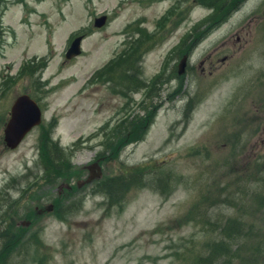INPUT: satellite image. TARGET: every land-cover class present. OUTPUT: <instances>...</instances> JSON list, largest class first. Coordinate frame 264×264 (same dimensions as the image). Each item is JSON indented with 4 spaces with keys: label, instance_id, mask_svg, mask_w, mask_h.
<instances>
[{
    "label": "rangeland",
    "instance_id": "rangeland-1",
    "mask_svg": "<svg viewBox=\"0 0 264 264\" xmlns=\"http://www.w3.org/2000/svg\"><path fill=\"white\" fill-rule=\"evenodd\" d=\"M263 199L264 0H0V264H264Z\"/></svg>",
    "mask_w": 264,
    "mask_h": 264
},
{
    "label": "water",
    "instance_id": "water-1",
    "mask_svg": "<svg viewBox=\"0 0 264 264\" xmlns=\"http://www.w3.org/2000/svg\"><path fill=\"white\" fill-rule=\"evenodd\" d=\"M105 23V17L95 21L96 27H101ZM81 38H77L66 54L67 59L77 56L80 53ZM185 58L179 65L178 74L183 73ZM40 123V110L36 104L26 95L20 96L11 108L10 119L4 129V141L7 147L16 148L25 135Z\"/></svg>",
    "mask_w": 264,
    "mask_h": 264
},
{
    "label": "trees",
    "instance_id": "trees-1",
    "mask_svg": "<svg viewBox=\"0 0 264 264\" xmlns=\"http://www.w3.org/2000/svg\"><path fill=\"white\" fill-rule=\"evenodd\" d=\"M207 6L208 7H210L211 5H209V4H207ZM215 6H213V8H214ZM135 123H139V122H135ZM143 123V122H142ZM144 124V123H143ZM212 251V250H211ZM228 250H225V249H223V248H219L218 250H216L215 252H219V253H217V254H215V253H213L214 255H219V254H222V255H224V256H227L228 257V262L230 263V264H233L234 262H236V258H235V260H233L232 261V258H234L232 255H230V254H228V252H227ZM213 252V251H212ZM3 254V253H2ZM214 258L215 257H213L212 259H210V262H214ZM199 264H202V263H199Z\"/></svg>",
    "mask_w": 264,
    "mask_h": 264
}]
</instances>
